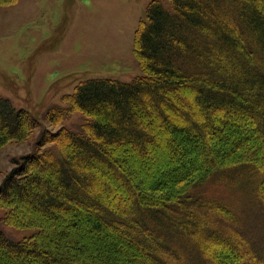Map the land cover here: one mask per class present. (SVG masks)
Masks as SVG:
<instances>
[{
    "label": "trees",
    "instance_id": "trees-1",
    "mask_svg": "<svg viewBox=\"0 0 264 264\" xmlns=\"http://www.w3.org/2000/svg\"><path fill=\"white\" fill-rule=\"evenodd\" d=\"M169 1L135 31L142 74L79 82L82 131L42 130L0 182L36 229H0V264H264V0ZM38 123L0 97V146Z\"/></svg>",
    "mask_w": 264,
    "mask_h": 264
},
{
    "label": "rangeland",
    "instance_id": "rangeland-1",
    "mask_svg": "<svg viewBox=\"0 0 264 264\" xmlns=\"http://www.w3.org/2000/svg\"><path fill=\"white\" fill-rule=\"evenodd\" d=\"M151 1L16 0L0 5V97L16 109L29 110L39 122L26 138L0 146V182L22 156L38 149L42 130L66 126L82 131L88 118L70 110L66 101L79 82L93 78L129 82L142 74L134 34ZM160 1L170 5L169 0ZM53 106L67 110L51 125L45 113ZM8 211L0 207V229L8 238L19 240L35 232L5 221Z\"/></svg>",
    "mask_w": 264,
    "mask_h": 264
}]
</instances>
